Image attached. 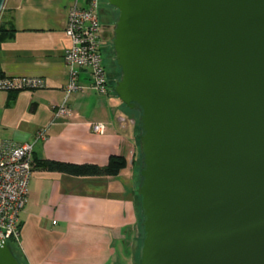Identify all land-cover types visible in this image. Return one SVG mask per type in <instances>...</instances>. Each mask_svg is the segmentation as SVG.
<instances>
[{
	"label": "water",
	"instance_id": "95a60500",
	"mask_svg": "<svg viewBox=\"0 0 264 264\" xmlns=\"http://www.w3.org/2000/svg\"><path fill=\"white\" fill-rule=\"evenodd\" d=\"M107 2L140 130L138 264H264V0ZM0 264H19L3 240Z\"/></svg>",
	"mask_w": 264,
	"mask_h": 264
},
{
	"label": "crops",
	"instance_id": "0c3cea01",
	"mask_svg": "<svg viewBox=\"0 0 264 264\" xmlns=\"http://www.w3.org/2000/svg\"><path fill=\"white\" fill-rule=\"evenodd\" d=\"M74 5L83 9L87 0H5L1 12L14 28L0 43L2 75L42 78L46 85L0 91V145H32L34 169L16 246L22 264H134L135 146L129 123L116 112L118 99L90 89L87 73L78 71L81 90L66 101L72 115L54 118L69 82L64 52L71 40L65 29ZM94 123L105 125L102 135L90 129ZM49 125L45 139L37 140ZM112 156L124 160L113 176L76 177L37 166L52 161L103 167Z\"/></svg>",
	"mask_w": 264,
	"mask_h": 264
},
{
	"label": "built area",
	"instance_id": "2783aa9c",
	"mask_svg": "<svg viewBox=\"0 0 264 264\" xmlns=\"http://www.w3.org/2000/svg\"><path fill=\"white\" fill-rule=\"evenodd\" d=\"M99 5L100 0H87L85 8L80 9L74 5L69 11L65 32L71 40V46L64 52L69 82L65 88L63 104L54 109L55 119H64L72 115L66 101L72 93L81 90L76 84L78 71L87 73L88 87L99 95L108 96L113 93L102 61L103 43ZM45 87L42 78L0 79V91L5 92L35 91ZM50 125L37 133V140L45 139ZM90 129L95 134L102 135L106 127L102 123H94L90 124ZM31 157V144L13 147L0 145V241L19 243L20 213L27 204L28 185L33 171Z\"/></svg>",
	"mask_w": 264,
	"mask_h": 264
},
{
	"label": "rangeland",
	"instance_id": "374dc122",
	"mask_svg": "<svg viewBox=\"0 0 264 264\" xmlns=\"http://www.w3.org/2000/svg\"><path fill=\"white\" fill-rule=\"evenodd\" d=\"M104 13L102 17L99 16L100 22L103 27L102 31V43L104 46L103 52H102V61L105 66V71L107 75V79L109 81V85H111L112 88L115 87L116 82L120 79L121 72L116 65V61L114 58V52L112 48V41H113V29L115 22L118 17V12L113 9L111 6H109L107 0H104ZM2 16V15H1ZM109 73V77H108ZM110 78V80H109ZM115 96V94L113 93ZM116 100V96L114 97ZM116 107V112L118 113L119 116L124 118L127 122L132 121L137 124L138 121V114L136 112L128 110L123 104L120 102L115 103ZM131 127V131L133 133V138H134V146H135V160H136V165H135V179L137 182V186L139 185L140 182V177H139V170L142 167L141 165V155H140V150H139V141L138 138L135 137L137 136L140 131L137 127H133V124H129ZM138 195H137V202H138ZM139 213V223L137 227V238H136V246H135V254H134V264H137L138 258L140 255V249H141V244L143 239V230H142V218L140 216V211L138 210Z\"/></svg>",
	"mask_w": 264,
	"mask_h": 264
},
{
	"label": "trees",
	"instance_id": "16d2710c",
	"mask_svg": "<svg viewBox=\"0 0 264 264\" xmlns=\"http://www.w3.org/2000/svg\"><path fill=\"white\" fill-rule=\"evenodd\" d=\"M13 33H14V28L11 22L3 21L2 16L0 15V43L10 38ZM3 77L4 76L2 75V72L0 70V79H2ZM108 77H109V73H108ZM133 127L138 128V121H137V124L133 122ZM134 164L136 165V160L134 161ZM37 166L41 167L42 169H46L48 171L60 172L63 174L76 176V177H104V176L116 175L118 171L124 166V160L120 157L112 156L109 158L106 166H103V167H99L95 165H74V164L59 163V162H52V161H42L41 163H38ZM33 169H34V165H33ZM138 199L139 200L137 202V209L140 211V216H141L139 196H138ZM8 243L10 245V249L13 255L16 257L19 264H22L21 257L19 255V252L16 246L17 244L14 242H8ZM138 262H139V258H138Z\"/></svg>",
	"mask_w": 264,
	"mask_h": 264
},
{
	"label": "flooded vegetation",
	"instance_id": "af4514ba",
	"mask_svg": "<svg viewBox=\"0 0 264 264\" xmlns=\"http://www.w3.org/2000/svg\"><path fill=\"white\" fill-rule=\"evenodd\" d=\"M103 6H104V0H100V5H99V16L102 17L103 13H104V9H103ZM101 19V18H100ZM101 27H102V31H103V27L102 24H101ZM103 49H104V46H103ZM125 124H128V122L124 119L123 121Z\"/></svg>",
	"mask_w": 264,
	"mask_h": 264
}]
</instances>
